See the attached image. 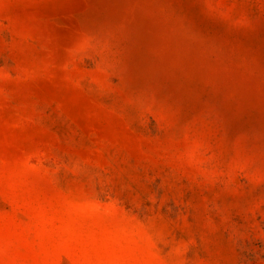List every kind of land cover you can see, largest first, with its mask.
<instances>
[{"label": "rangeland", "instance_id": "374dc122", "mask_svg": "<svg viewBox=\"0 0 264 264\" xmlns=\"http://www.w3.org/2000/svg\"><path fill=\"white\" fill-rule=\"evenodd\" d=\"M0 264H264V0H0Z\"/></svg>", "mask_w": 264, "mask_h": 264}]
</instances>
